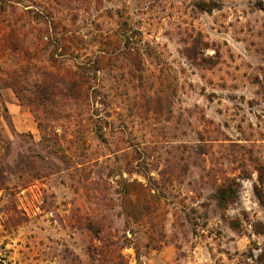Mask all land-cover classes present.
Instances as JSON below:
<instances>
[{"label": "rangeland", "instance_id": "1", "mask_svg": "<svg viewBox=\"0 0 264 264\" xmlns=\"http://www.w3.org/2000/svg\"><path fill=\"white\" fill-rule=\"evenodd\" d=\"M17 1L12 19L10 11L0 16V42L20 20L32 52L39 41L19 14L51 3ZM72 5L82 9L66 13L68 30L89 41L90 23L116 29L120 12L141 33L139 50L92 83L110 94L102 105L91 93L89 103L103 119L102 142L92 130L97 116L79 123L71 112L42 133L8 77L27 58L0 47V264H264L255 192L264 195V0ZM50 51L33 52V63L47 65ZM135 64L145 92L116 78ZM227 180L238 199L224 211L217 188ZM92 226L104 228L102 241Z\"/></svg>", "mask_w": 264, "mask_h": 264}, {"label": "trees", "instance_id": "2", "mask_svg": "<svg viewBox=\"0 0 264 264\" xmlns=\"http://www.w3.org/2000/svg\"><path fill=\"white\" fill-rule=\"evenodd\" d=\"M75 1L50 0L51 7L47 3L49 8L46 6L39 11L28 9L19 14L24 19L22 23H26L31 28L34 27L33 31L39 41V44L33 46L32 52L30 48H27L26 37L23 38L18 32L20 30V20L15 19H13V22H9V30L2 37L0 47L3 51H8L12 55L18 54L27 58L26 61H19L17 67L10 70L8 77L10 78L11 87L18 94L20 101L31 106L42 133L46 131L47 124H59L63 120V114L71 112L79 123L93 124L95 122L94 116H97L98 125L101 124V126L94 124L92 130L99 140L105 142L106 137L103 131L104 125L101 114H97L98 111L90 112L91 106L89 103L92 102L91 93H95L94 98L98 100V104L102 105L105 104L104 100L110 94L106 92L108 90L106 86L100 85V88L96 89L92 83L99 80V74L102 71L107 72L109 68L115 69V67H118L122 58L137 55V50H139L137 49V35L141 36V33H137V29L131 27L132 22L129 16L125 17L124 14L118 12L114 15L117 18L116 29L113 27L106 28L97 21L90 23V26L93 25L94 29H89L91 38L88 41L80 35L79 31H70L64 24L67 20L64 19L66 13L73 10L78 13L82 9L80 6L72 5ZM17 5H20L17 0H0V16L6 15L10 11L9 19H12V13L17 14L18 9H20ZM107 19H112V16L107 17ZM139 41L142 44V39H139ZM81 43L89 46L99 44L100 49L93 53L82 54ZM40 46L41 48H39ZM48 50L51 51L49 55L46 53L47 65L37 66L33 63L35 60L34 55L32 56L33 52L41 54ZM91 54L93 56L89 58ZM60 58H70V60L81 58L83 61L76 62L73 67H65V63L60 61ZM119 67L124 69L122 65ZM133 67L127 73L119 72L116 78L119 77L124 80L128 77L131 80L130 84H135L132 87L134 92H145L148 90L147 85L144 84V81H146L145 72L142 68L137 67V64ZM137 79L140 82L138 87ZM59 126L64 130L65 126ZM52 128L55 129L54 125H52ZM53 135L59 138L55 130ZM46 137L44 139L58 146L60 141L55 139L54 142V138ZM60 148L63 149V147ZM124 183L126 188L135 185L129 182ZM234 184L233 180H227L217 188V204L221 210H228L237 201V191ZM255 192L264 207V195L258 188ZM259 226L264 229L263 225H257L256 228ZM90 231L97 234L96 238L98 239L102 233H105L103 227L92 226Z\"/></svg>", "mask_w": 264, "mask_h": 264}]
</instances>
